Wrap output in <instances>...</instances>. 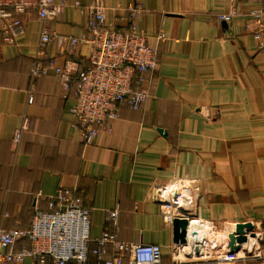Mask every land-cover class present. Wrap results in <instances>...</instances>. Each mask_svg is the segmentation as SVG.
Returning <instances> with one entry per match:
<instances>
[{"label": "crops", "instance_id": "1", "mask_svg": "<svg viewBox=\"0 0 264 264\" xmlns=\"http://www.w3.org/2000/svg\"><path fill=\"white\" fill-rule=\"evenodd\" d=\"M64 1L46 26L77 36L86 32L87 17L75 1L101 4L106 23L119 29L128 26L125 7L141 5L134 25L159 54L150 95L138 110L120 106L118 118L83 144L72 126V93L52 72L31 78L29 70L35 59L54 58L81 71L89 45L60 50L51 42L40 52L44 22L34 10L22 14L24 32L12 42L0 30V228H28L36 206L45 209L60 187L75 188L90 208L91 238L102 234L105 210L118 208L109 227L116 238L159 244L167 262L172 227L162 219L155 186L192 178L198 201L188 228L203 243L189 264H213L211 257L228 249L226 234L247 221L255 236L242 245L243 254L252 253L244 261L264 264V50L245 31L248 12L264 0ZM232 6L240 15L215 20ZM28 245L20 239L14 247ZM104 250L112 252L110 245Z\"/></svg>", "mask_w": 264, "mask_h": 264}, {"label": "built area", "instance_id": "2", "mask_svg": "<svg viewBox=\"0 0 264 264\" xmlns=\"http://www.w3.org/2000/svg\"><path fill=\"white\" fill-rule=\"evenodd\" d=\"M65 5L64 0H0V30L12 42L24 32L22 14L34 10L44 22L39 38L40 52L51 42L60 50L66 45H89V64L81 71L70 61L58 65L54 58L45 63L35 59L29 70L31 78L52 72L60 79L63 90L72 93L74 102L69 109L74 119L72 126L81 142L89 145L100 129L118 118L120 106L131 110L142 108L150 95V76L158 65L159 54L147 35L138 32L134 25L135 17L143 10L141 5L130 3L125 7L128 26L119 29L112 22L106 23L105 8L101 4L82 6L75 1L73 5L87 17L86 32L78 36L57 34L46 26ZM238 15L239 9L232 6L228 11L216 13L214 18L218 22H230ZM248 16L250 22L245 25V31L253 36L257 48L264 50V3L251 9ZM157 38L162 40L165 34L159 32ZM32 102L30 93L27 103ZM19 134L20 130L14 136L15 142ZM195 187L196 180L192 178H172L155 186L156 200L166 224L171 225L174 218L189 221L193 218L198 201ZM118 216V208L105 210L102 234L91 238L90 208L83 196L75 188L60 187L48 199L45 209L34 208L28 228H0V264H23L25 259L31 264H88L90 261L95 264H189L197 260L194 248L186 246L189 250L185 251L180 243L171 244L170 258L165 262L159 244L119 241L109 228L116 225ZM24 238L29 245L15 249V243ZM106 245L111 246V254H106ZM251 255L239 256L238 252L227 249L211 257V261L247 264L244 260Z\"/></svg>", "mask_w": 264, "mask_h": 264}, {"label": "water", "instance_id": "3", "mask_svg": "<svg viewBox=\"0 0 264 264\" xmlns=\"http://www.w3.org/2000/svg\"><path fill=\"white\" fill-rule=\"evenodd\" d=\"M189 220L184 218H174L171 224L172 240L174 243L187 244L193 247L198 253L202 239L197 230L188 228ZM254 224L250 221L236 223L231 231L226 234V246L230 252H238L241 245L246 243L249 237L255 236Z\"/></svg>", "mask_w": 264, "mask_h": 264}, {"label": "trees", "instance_id": "4", "mask_svg": "<svg viewBox=\"0 0 264 264\" xmlns=\"http://www.w3.org/2000/svg\"><path fill=\"white\" fill-rule=\"evenodd\" d=\"M34 211V210H33ZM33 211H32V213H31V216H32V214H33ZM22 240H25L27 243H28V240L27 239H22ZM24 247V246H23ZM21 248V247H20ZM15 249H19V248H15Z\"/></svg>", "mask_w": 264, "mask_h": 264}, {"label": "rangeland", "instance_id": "5", "mask_svg": "<svg viewBox=\"0 0 264 264\" xmlns=\"http://www.w3.org/2000/svg\"><path fill=\"white\" fill-rule=\"evenodd\" d=\"M240 252H241V253H240ZM238 253H239V254H238L239 256L242 255V254H243V249L239 250Z\"/></svg>", "mask_w": 264, "mask_h": 264}, {"label": "bare ground", "instance_id": "6", "mask_svg": "<svg viewBox=\"0 0 264 264\" xmlns=\"http://www.w3.org/2000/svg\"><path fill=\"white\" fill-rule=\"evenodd\" d=\"M253 237H254V236H253ZM250 241L252 242V241H253V239H250ZM243 244H244V243H243ZM243 244H242V245H243ZM242 245H241V249H242V247H243ZM250 247H251V245H250Z\"/></svg>", "mask_w": 264, "mask_h": 264}]
</instances>
